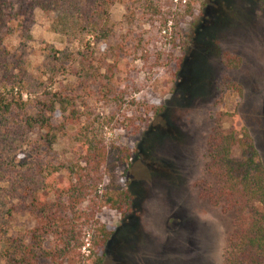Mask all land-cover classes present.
I'll use <instances>...</instances> for the list:
<instances>
[{
  "label": "rangeland",
  "instance_id": "1",
  "mask_svg": "<svg viewBox=\"0 0 264 264\" xmlns=\"http://www.w3.org/2000/svg\"><path fill=\"white\" fill-rule=\"evenodd\" d=\"M107 18L102 38L35 8L29 37L13 30L2 40L20 61L11 74L21 99L1 84L0 96L23 105L0 107V264L32 224L22 188L51 181L47 165L71 156L77 125L54 131L47 150L45 130L24 123L53 94L129 152L117 169L129 206L97 213L112 229L101 264H221L233 215L199 198L197 182L208 177V136L228 132L232 112L264 166V0H115ZM53 108L44 116L56 123Z\"/></svg>",
  "mask_w": 264,
  "mask_h": 264
},
{
  "label": "trees",
  "instance_id": "2",
  "mask_svg": "<svg viewBox=\"0 0 264 264\" xmlns=\"http://www.w3.org/2000/svg\"><path fill=\"white\" fill-rule=\"evenodd\" d=\"M114 1L0 0V68L5 74L0 76V84L7 85L10 94L15 88L21 99L16 75L11 74L12 65L17 67L20 61L1 43L13 30H22L21 35L29 37L26 24L33 9L55 11L64 20L63 25L69 23L86 31L88 28V32H100L103 38L108 35L107 9ZM225 61L232 64L234 57L226 55ZM229 87L239 93L236 84ZM1 97L3 110L10 112L12 104L16 111L22 108L23 104L12 99L3 102ZM52 97L51 102L41 104L24 123L45 130L41 142L47 150L54 142V131H60L66 124L77 125L71 156L47 165L44 176L51 177V181H43L36 187L29 183L22 188L29 198L26 209L32 224L25 239L6 245L3 261L4 264H101L112 229L99 220L97 213L101 208L123 213L129 206L130 193L122 174L117 173L127 163L129 152L125 146L106 142L88 122H80L69 98L59 94ZM54 104L58 105L62 119L56 123L44 116L45 112L53 113ZM230 119L228 132L214 129L208 136L204 163L208 177L197 182L198 196L232 212V231L221 264H264V166L237 113L232 112Z\"/></svg>",
  "mask_w": 264,
  "mask_h": 264
}]
</instances>
